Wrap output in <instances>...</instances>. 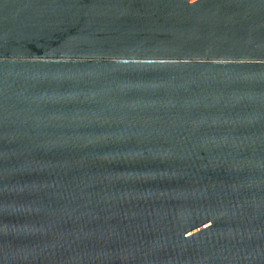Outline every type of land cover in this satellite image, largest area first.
<instances>
[{"label": "water", "instance_id": "water-1", "mask_svg": "<svg viewBox=\"0 0 264 264\" xmlns=\"http://www.w3.org/2000/svg\"><path fill=\"white\" fill-rule=\"evenodd\" d=\"M0 264H264V0H0Z\"/></svg>", "mask_w": 264, "mask_h": 264}]
</instances>
